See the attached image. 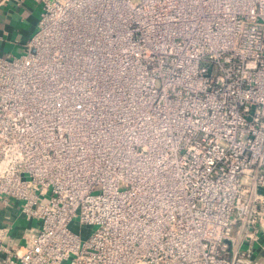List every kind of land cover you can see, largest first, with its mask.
Here are the masks:
<instances>
[{
    "label": "built area",
    "instance_id": "2783aa9c",
    "mask_svg": "<svg viewBox=\"0 0 264 264\" xmlns=\"http://www.w3.org/2000/svg\"><path fill=\"white\" fill-rule=\"evenodd\" d=\"M36 1L0 54V264H256L264 0Z\"/></svg>",
    "mask_w": 264,
    "mask_h": 264
},
{
    "label": "crops",
    "instance_id": "0c3cea01",
    "mask_svg": "<svg viewBox=\"0 0 264 264\" xmlns=\"http://www.w3.org/2000/svg\"><path fill=\"white\" fill-rule=\"evenodd\" d=\"M42 5L36 0H0V54H19L37 28ZM16 208L3 207L0 203V222L16 218ZM14 236L21 233V221H17ZM244 248L247 244L240 243ZM256 264H264V219L258 240L254 242Z\"/></svg>",
    "mask_w": 264,
    "mask_h": 264
}]
</instances>
